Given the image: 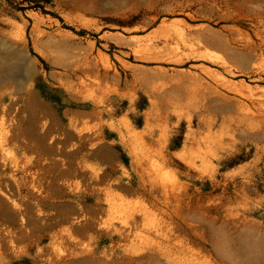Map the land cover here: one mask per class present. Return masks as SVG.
<instances>
[{
  "label": "rangeland",
  "instance_id": "374dc122",
  "mask_svg": "<svg viewBox=\"0 0 264 264\" xmlns=\"http://www.w3.org/2000/svg\"><path fill=\"white\" fill-rule=\"evenodd\" d=\"M198 36L215 64L189 57ZM89 52L109 75L76 73ZM202 64L257 101L196 84ZM0 79L1 106L23 79L60 123L51 155L1 151L17 182L0 188V264H182L164 241L175 225L199 264H264V0H0Z\"/></svg>",
  "mask_w": 264,
  "mask_h": 264
},
{
  "label": "bare ground",
  "instance_id": "6f19581e",
  "mask_svg": "<svg viewBox=\"0 0 264 264\" xmlns=\"http://www.w3.org/2000/svg\"><path fill=\"white\" fill-rule=\"evenodd\" d=\"M206 30V29H205ZM235 30V29H234ZM240 32V31H239ZM235 33V32H234ZM241 34V33H240ZM179 36V35H178ZM236 36H237V34H236ZM227 38V37H226ZM229 38V37H228ZM240 39V38H239ZM203 40V38L201 37H199L198 36V38H197V45H194L193 47H191V52H190V54H189V57H191V56H196V57H201V58H205V59H207V60H209V61H211L210 63H213V64H215V55L214 54H212L211 52H209V51H207V50H202V45L204 44L203 42L204 41H202ZM234 40V39H233ZM225 41H228V40H226L225 39ZM235 41H237L236 39H235ZM228 44H230V42L228 43ZM227 44V45H228ZM230 45H232V44H230ZM229 45V46H230ZM235 46V45H234ZM236 47V46H235ZM157 49V48H156ZM252 49H255L254 47L252 48ZM159 51V50H158ZM153 53L154 52H145L144 54H145V56H146V58H148V59H155V58H160V56H154L153 55ZM99 54L100 53H98V55H94L93 53H86L85 55H83V54H81L82 56L81 57H76V58H78L76 61H75V63H74V69L76 70V73H78L79 71L82 73V74H84L85 72H86V70H88V69H91V68H93L94 70H95V72L97 73V74H95V76L97 75V76H101V75H104V76H107V75H109L108 73H109V69H110V64H103V66L104 67H102L101 66V64H99L98 63V61L96 60V59H99L98 58V56H99ZM151 55V56H150ZM176 55H178V54H176ZM188 57V58H189ZM183 58H184V56H174V57H172V58H170V61H172L173 60V62H182L183 61ZM158 60V59H157ZM160 60V59H159ZM15 62H17V61H15ZM217 62V61H216ZM224 63V65L226 66V68H227V70L226 71H228L230 74L232 73V69L230 68V65H228L226 62H223ZM12 64H14V63H12ZM17 65V66H16ZM68 65V64H67ZM206 65V64H205ZM205 65H200V70H201V73H195L193 76H192V78L194 79V81L196 82V84L198 83V84H203V83H205L204 82V80L206 79V76L207 77H211L212 79H214V84H212V83H209V82H207V86H208V88H209V92L210 93H213V94H215L216 96H219V94H221V93H223V95H227V93H224L223 92V90L224 89H226V90H229V91H235V92H239V94H241L242 96H244V97H246V98H249L250 100H252V102H256L257 100H255V98H257V97H259V96H257V97H255V96H253V93H254V88L253 87H251V86H246V85H244L243 83H239V82H236V81H233L231 78H229L228 76H226L225 74H223L222 72H220L219 70L217 71L215 68H212V67H210V66H205ZM223 65V66H224ZM12 66V65H11ZM15 66L17 67V72H18V74H20L19 73V70L20 69H22V71H23V69L25 70L26 69V67H25V65L22 63V62H17V64H15ZM13 68H14V66H13ZM104 68V69H103ZM14 69H16V68H14ZM19 69V70H18ZM20 72H21V70H20ZM15 74H16V72H15ZM14 74V75H15ZM21 74H23V73H21ZM20 74V75H21ZM13 75V74H12ZM16 76H19V75H17L16 74ZM26 76V75H25ZM24 76V77H25ZM89 77H91V74H90V76ZM79 78H82V77H79ZM92 78V77H91ZM1 80V79H0ZM21 80V79H20ZM23 80V79H22ZM19 81V83H18V89H17V91L16 92H13V94H12V100L10 101V103H8L7 105H5V106H1V109L2 110H0V111H2L3 112V114H5V115H7L8 117L10 116V119H11V121H12V125H11V127H10V125L9 126H7L8 127V129L6 128V127H4L5 129H4V131H3V129L2 130H0V175H2L1 176V178H0V185L2 186V187H0L1 189H2V191L4 190V193H6V194H8L9 195V193L8 192H11L12 193V191H11V189L13 188V186L15 185V182H17V180H13L12 179V181H8L9 180V178H7V176H4V174H5V172H6V170L8 169V163H7V157H4V153H2V156H1V151L3 152L4 150H5V147H6V145H8L9 143H11V142H19V141H22L21 143H24V145H26V147H32V146H34L35 144H40L41 146H43L44 148L46 147V151L47 152H49V154L50 153H54L56 150H57V147H56V143H57V139L55 138V131L57 132V130L59 129V120H58V118L56 117V115L53 113V111H52V109L50 110V108H49V106H48V104H47V102H45V101H42V100H39L38 99V97H37V95H36V93L32 90V89H30L28 92H27V87H26V81ZM86 80V79H85ZM94 80V79H93ZM83 81H84V77H83ZM83 81H81V82H83ZM86 84V83H85ZM89 84H90V82H89ZM243 86H245L246 87V89L248 88V92H247V94L245 93V90L244 89H242L243 88ZM262 93V92H261ZM218 94V95H217ZM222 95V94H221ZM230 94H228L227 96H229ZM232 96V95H231ZM234 97V96H233ZM213 98H214V96H213ZM216 98V97H215ZM218 98H220V97H218ZM221 99V98H220ZM223 99V98H222ZM237 100H235V101H238V107H239V109L242 111L243 110V108L245 109V110H248L249 111V109L251 108L250 107V105L248 106L249 107V109H247L246 108V106L248 105V103L247 102H245V99H242V98H239V97H237L236 98ZM228 100V99H227ZM226 100V101H227ZM231 101V100H230ZM233 101V100H232ZM21 102V103H20ZM20 103V104H19ZM261 103V102H260ZM35 104V105H34ZM236 105V104H235ZM231 106V105H230ZM261 106V105H260ZM263 106V105H262ZM237 107V108H238ZM238 109V110H239ZM248 111H246V112H248ZM40 112H43L46 116L47 115H49V119H47L46 118V116H44V115H41V114H39ZM246 112H244V113H246ZM248 114V113H247ZM258 114V113H257ZM246 115V114H245ZM253 117H255V116H253ZM44 118H46V119H44ZM44 119V120H43ZM246 119H247V117H246ZM10 121V122H11ZM14 121V122H13ZM9 122V123H10ZM130 125V124H129ZM10 127V128H9ZM62 127V126H61ZM89 131V130H88ZM65 132V131H64ZM26 138V139H25ZM51 138V139H50ZM49 140H51V141H49ZM28 141V142H27ZM20 143H18V145H19ZM61 145V144H60ZM8 148V147H7ZM27 149V148H26ZM4 152H6V151H4ZM41 152V151H40ZM51 155V154H50ZM53 155H55V154H53ZM5 156H7V154L5 155ZM43 156H40V157H38L37 159H38V161H39V163H41V158H42ZM50 157V156H49ZM56 157V156H55ZM57 157H60V156H57ZM52 158V157H51ZM58 159V158H57ZM48 160V159H47ZM52 160V159H51ZM38 164V163H37ZM53 166H49L48 167V169H47V172L49 171V172H51L52 174H53V177H54V179H56V177H57V170H59V168H60V166H59V160L57 161V160H55V161H53ZM45 165V164H44ZM37 166V165H36ZM42 166V165H41ZM31 168V167H30ZM38 168V167H37ZM17 169H19V168H14V172L17 170ZM27 169V168H26ZM40 170V169H39ZM45 169H43V171H44ZM19 171V170H18ZM42 171V172H43ZM17 172V171H16ZM39 172V171H38ZM42 172H40V173H42ZM59 172V171H58ZM64 172V171H63ZM30 173V172H29ZM33 173V172H32ZM13 174H15V173H13ZM31 174V173H30ZM64 174H66V173H64ZM12 176H14V175H12ZM38 177V176H37ZM60 178V177H59ZM8 179V180H7ZM11 180V179H10ZM51 180H53V179H51ZM0 189V190H1ZM17 189V188H16ZM18 190V189H17ZM99 190H100V188H99ZM16 192V191H15ZM99 193V192H98ZM11 195V194H10ZM12 196V195H11ZM10 196V197H11ZM8 197L9 199H13V197ZM17 197V196H16ZM19 199V198H18ZM13 200H16V198L15 199H13ZM24 200V199H23ZM11 201V200H10ZM21 202V201H20ZM23 202V201H22ZM11 203V202H10ZM13 204H14V206L16 207V212H17V214L18 213H22L21 212V203H19V202H17V201H13ZM23 205H24V203H22ZM14 207V208H15ZM23 209V208H22ZM23 214V213H22ZM19 215V214H18ZM134 215V214H133ZM132 215V218H133V220H134V222H136V216L134 215L133 216ZM24 216V214L22 215V217H20L21 218V221H22V225H23V223H25L26 221V219H25V216ZM131 218V219H132ZM174 220V219H173ZM78 221V220H77ZM132 221V220H131ZM74 222H76V220H74ZM133 222V221H132ZM179 222V221H178ZM185 222L187 223H189V221H187V220H185ZM125 223H126V221H125ZM130 223V222H129ZM163 223V222H162ZM180 223V222H179ZM183 223V222H182ZM187 223V224H188ZM134 224V223H133ZM192 223H190L189 225H191ZM168 225V224H167ZM166 224H165V227L167 226ZM173 225H175V223L173 224ZM103 226H106V225H103ZM164 226V225H163ZM162 226V227H163ZM178 226H180V225H178ZM193 226H194V224L192 225V228H193ZM108 227V226H107ZM169 227H172V225L171 226H169ZM174 227V226H173ZM158 228H160V227H158ZM196 228H197V226H196ZM121 229V228H120ZM161 229V228H160ZM163 229V228H162ZM165 229V228H164ZM174 229H176L175 231L177 232V233H179V234H176V233H174V234H172V230H171V232L170 233H167L168 231H166V230H164V231H166V233L165 234H168L167 236L168 237H166V235H165V237L166 238H164L165 240L164 241H166V242H168V243H170L168 246H166L168 249H169V251L168 252H173L174 254H175V252H178V251H182V252H184L185 254H184V257H181L182 258V260H183V263L182 264H199L198 262H200V261H198V259L196 260L195 259V256H191V257H189V254L187 253V248H185V246L187 247V243L189 242L190 243V241H188V240H190V239H188V235L186 236L185 235V228L183 227V226H181V227H176V225H175V227H174ZM123 230V229H122ZM125 230V229H124ZM178 230L180 231V232H178ZM197 230H199V229H197ZM164 231H160L159 230V234L158 233H156L157 235H162L161 237H164L163 236V234H164ZM156 232H158V229H157V231ZM185 232V233H184ZM188 232V231H187ZM161 233H163V234H161ZM192 234V233H191ZM190 234V235H191ZM182 235V236H181ZM193 235V234H192ZM158 237V236H157ZM190 237V236H189ZM192 237V236H191ZM11 238V237H10ZM192 239H194V238H192ZM196 239V238H195ZM174 240H177L178 241V243H179V246H178V244H177V242H175ZM188 241V242H187ZM192 241H194V240H192ZM198 241V244H199V240H197ZM187 242V243H186ZM193 243V242H192ZM191 243V244H192ZM195 243H197V242H195ZM155 245H156V247L158 246V244H156V243H154ZM153 244V245H154ZM154 245V246H155ZM200 245V244H199ZM169 246H171V248H173L174 249V247L178 250H172L171 248H169ZM174 246V247H173ZM200 247V246H199ZM198 247V248H199ZM202 247V246H201ZM153 248V247H152ZM160 248H161V253H166V251L168 250V249H166V250H163V249H165V247H162V246H160ZM189 248H193V249H189V250H193V252H194V247H192V245H191V247H189ZM200 249V248H199ZM196 250H198V249H196ZM202 250V249H201ZM205 251V250H204ZM198 252V251H197ZM222 252V251H221ZM202 253V252H201ZM180 254H182V253H180ZM211 255V254H210ZM154 257V256H153ZM177 257H178V255H177ZM199 257V256H198ZM210 257V256H209ZM150 259V258H149ZM207 259V258H206ZM210 259V258H209ZM222 259V258H221ZM156 260H158V259H156ZM201 260V259H200ZM212 260H214V259H212ZM229 260H230V257H229ZM205 261V260H204ZM211 261V260H210ZM231 261V260H230ZM217 262V261H216ZM159 263V262H158ZM157 263V264H158ZM215 263V262H214ZM213 263V264H214ZM216 264V263H215ZM225 264V263H224Z\"/></svg>",
  "mask_w": 264,
  "mask_h": 264
}]
</instances>
